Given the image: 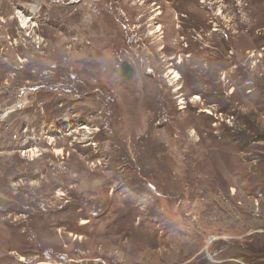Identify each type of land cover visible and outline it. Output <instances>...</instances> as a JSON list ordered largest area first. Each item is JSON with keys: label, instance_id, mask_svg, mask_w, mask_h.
Masks as SVG:
<instances>
[{"label": "rangeland", "instance_id": "1", "mask_svg": "<svg viewBox=\"0 0 264 264\" xmlns=\"http://www.w3.org/2000/svg\"><path fill=\"white\" fill-rule=\"evenodd\" d=\"M261 137L264 0H0V264H264Z\"/></svg>", "mask_w": 264, "mask_h": 264}, {"label": "water", "instance_id": "2", "mask_svg": "<svg viewBox=\"0 0 264 264\" xmlns=\"http://www.w3.org/2000/svg\"><path fill=\"white\" fill-rule=\"evenodd\" d=\"M135 73V69L132 66L131 62L124 60L121 63V75L125 79H131Z\"/></svg>", "mask_w": 264, "mask_h": 264}, {"label": "trees", "instance_id": "3", "mask_svg": "<svg viewBox=\"0 0 264 264\" xmlns=\"http://www.w3.org/2000/svg\"><path fill=\"white\" fill-rule=\"evenodd\" d=\"M261 139H263V140H264V137H261Z\"/></svg>", "mask_w": 264, "mask_h": 264}, {"label": "bare ground", "instance_id": "4", "mask_svg": "<svg viewBox=\"0 0 264 264\" xmlns=\"http://www.w3.org/2000/svg\"><path fill=\"white\" fill-rule=\"evenodd\" d=\"M197 97V96H196Z\"/></svg>", "mask_w": 264, "mask_h": 264}]
</instances>
